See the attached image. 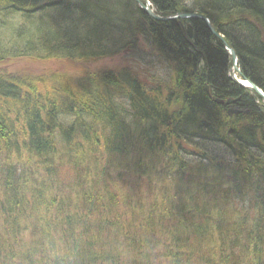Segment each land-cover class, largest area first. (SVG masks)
I'll use <instances>...</instances> for the list:
<instances>
[{
  "label": "trees",
  "instance_id": "1",
  "mask_svg": "<svg viewBox=\"0 0 264 264\" xmlns=\"http://www.w3.org/2000/svg\"><path fill=\"white\" fill-rule=\"evenodd\" d=\"M109 1L102 0L100 2L102 7L96 10L89 7L93 3L97 4L96 0H0V15L3 17L10 10L12 13L18 14L17 16L23 21H27L30 19L27 14L39 12L38 15H40L41 11H49L44 17H39V23L32 22V33L26 37L29 44L24 45V48H27L25 52L31 50L40 57H54L57 60L65 55L66 58H75L73 47L83 35L82 21L86 20L99 26L97 32L100 36L110 19L112 21L113 17L125 18L123 14L117 15L110 9H122L123 5L125 8L134 4L133 0H113V8L108 7ZM150 1L155 5L160 15L175 16L181 12L192 13L198 6L196 3H201L202 0ZM206 1L210 5L209 7L205 4ZM206 1L200 5L208 7L202 9L204 14L208 15L211 10L214 12V8H219L224 16H230L231 20L224 23L225 30L217 25L215 27L219 32V28L225 32V35H221L236 52L239 70L242 73L245 72V75L254 83L263 87L264 50L255 48L256 50L253 52L244 41L248 40L245 39L247 37H253L264 44V0ZM230 4L231 9L228 10ZM244 5L251 6L246 8L247 13L250 12L253 15L257 12L262 13L259 18L247 24L246 36L242 35L244 31L238 29L239 26L233 22L230 15L234 14L238 7ZM51 11L61 15L65 13L71 15L75 30L68 33L64 31L63 34L56 32L46 34L47 29H43L44 25H52L50 21L53 19L60 21ZM138 11L141 18L130 19L133 36L124 41L125 37H122L119 42L111 44L118 45L117 47L120 49L123 47L134 48L137 42L134 38L135 33L139 32L146 37L154 36L158 39L159 49L156 48V51L159 55L157 60H160V45H165L169 39L176 43L173 36L184 33V37L192 42V45L188 44V50L192 51L190 54H195L196 59L204 57L205 62H208L209 66L213 68L212 77L221 78V69H224L223 66L228 60V56L222 54L221 41L207 30L203 20L190 18L159 22L148 17L143 11ZM247 13L240 10V14H244V17ZM50 14L52 17L49 18ZM194 20L198 23L196 28L192 26ZM10 22L11 19H9ZM39 33H42L40 38L37 37ZM14 34V40H16L17 33ZM45 35L48 36V39H46L47 36L44 37ZM181 37L179 35V39L183 41ZM1 38L0 36V59L12 54L10 46L7 48V52H2L5 45H2ZM35 40H38L40 46H33ZM210 40L213 41L212 47L208 45ZM52 42L55 43L54 48L50 45ZM82 43H85L86 49L92 55L103 54L101 49L99 51L91 50L93 47L87 46L90 43L89 37ZM79 46L85 48L83 44ZM109 49L113 51V48ZM210 52H213V60L209 56ZM249 59L253 63L250 62L251 65L244 68V60ZM187 62L192 64L190 60ZM142 63L145 64L144 59ZM118 71L123 75L120 82L135 74L131 70H128L129 72H123L122 69ZM101 73L102 71H94L92 75H85L77 84L82 96L86 98L88 105L85 106L89 108L87 113L98 119L109 110L106 105L107 99L101 98L100 101L98 98L89 96L85 83L92 77L103 81L106 78V73H104V77L101 76ZM134 79L133 77L134 84H139ZM20 81L24 86L32 82L36 83L33 79ZM11 82L0 76V103H6L14 110L15 116L18 118L17 121L22 122L24 128L16 130L13 127L19 128V126H15L13 123L11 125L0 124V215L2 216H0L2 221L0 223V264H64L65 261L68 264H208L212 262L210 256L215 264H223L221 261L224 259L234 264L264 262V158L248 149L245 144L234 142L233 140L239 133L236 136H231L227 131L216 132L218 140L215 141L214 148L225 144L234 147L235 150L225 156L223 153L218 154L219 152L216 150L210 151L204 156V161L209 164V167L204 165L208 175L217 177L220 174L221 177H217L218 184L213 185V188L211 185L206 187L211 182H208V179L199 173L184 172L187 167L184 165L180 169L174 170L171 175H158L152 180L162 183L168 180V189L170 190L169 193L160 195L161 197L163 195L161 203H149V198L140 202L136 199L131 200L132 197L129 201H125L116 195L118 190L116 182L103 181L105 174H103L104 169L100 163L88 159V156H80L74 151L54 149L47 130L54 122L52 111L48 113L44 106L52 105V102L50 103L52 95L57 94L64 84L58 78L37 80L42 91L38 89L33 92L28 100V105H25V101L10 102L6 99V95L16 88L15 84L5 86L6 83ZM230 82L236 90L245 92L232 81ZM36 84L38 88V83ZM219 85L215 97L224 99L222 96L228 91ZM203 96L201 98L197 96V100L200 102L205 99ZM193 101L191 104L195 103ZM177 102L174 103L178 105L179 102ZM209 105L207 103L208 107ZM179 108L181 109L182 105L179 104ZM211 111L212 109L209 110V113ZM238 118L241 120L243 117L240 114ZM2 120H7V118L0 112V123ZM73 120L79 124L81 132L92 135L95 140L105 135L104 132L106 133L105 129L104 131H95L94 124L97 123V120L90 115L81 117L77 113L73 115ZM259 120L264 124V115L259 117ZM146 124L149 127L150 135L152 122L147 120ZM61 126L63 125L61 124ZM96 128L99 129L101 126ZM109 130L113 132L114 128ZM253 130H258V134L262 136V127H254ZM11 132L15 135L9 137ZM22 132L27 133L28 140H23V146L28 148L30 154L29 160L23 159L20 164L21 166L25 162L19 168L23 169L20 172L17 168L9 167V162H5L7 156L4 153L5 149H10L7 142L12 140L16 144L15 140L18 136L21 137ZM209 132L210 129H206V133L209 134ZM43 133H48L45 136V139H48L45 145L40 140L38 143L36 137ZM190 137L191 135L180 138L171 136L174 139L168 140V151L175 161L181 158V154L185 152L184 143L189 142ZM152 138L155 142L150 144L161 142L155 139L157 135ZM111 142L106 145L107 141H104L102 147L104 151L100 153L101 155H108V152L113 150L111 146L118 144L117 140ZM31 147L37 148V151L45 154L49 158L48 162L36 159ZM13 149L15 151L16 145L13 146ZM61 160L67 161L69 174L65 173L63 177H57ZM246 161L254 163V167L251 168L252 166L247 165ZM110 173L114 174L112 171ZM190 174L195 176L192 177ZM198 183L202 187L197 188ZM204 183H206L205 186H203ZM7 187L10 189L7 190ZM242 190L249 192L245 199L240 197L243 193ZM150 193L151 191L147 190L145 195H150ZM138 203H141V206ZM236 203L239 207H235ZM131 208L135 211L133 215L128 213ZM119 210L122 211L121 214ZM211 216L212 218H210ZM208 223H211L209 231L203 227ZM38 224L42 225L39 232L31 233V236L26 239L22 237ZM25 226H27V231ZM201 229L210 234V238L204 246L200 244V241L197 242L192 238L193 234L201 235ZM183 231V234L188 236H180ZM18 240H22V243ZM156 247L159 248L156 251L158 259L153 260L151 256ZM208 248H212V250H208ZM204 253H207L205 257Z\"/></svg>",
  "mask_w": 264,
  "mask_h": 264
},
{
  "label": "bare ground",
  "instance_id": "2",
  "mask_svg": "<svg viewBox=\"0 0 264 264\" xmlns=\"http://www.w3.org/2000/svg\"><path fill=\"white\" fill-rule=\"evenodd\" d=\"M96 1L102 2V0ZM146 1L151 3L153 11L149 8V4L146 7H142V3L140 4L138 2L128 5V7L125 8L123 5L122 9H113L117 15L123 14L126 19L113 17L112 21L110 19V22L100 36L98 35V39L91 50L95 49L99 51L101 49L103 54L92 55L90 51L86 49L85 43L81 42L82 38H80V41L74 44L73 47L75 50V57H89L91 60L95 61L104 60L107 56L112 55V51L109 48H114L118 45L116 46V44L110 43L119 42L122 37L129 38L133 36L134 33L130 27V19H134V17L141 18L138 10L143 11L148 17L152 16L153 12H157L158 14L155 5L150 0H145L144 2ZM155 1L158 2L160 0ZM205 1L206 0H202L201 3L204 4ZM243 2L247 1L244 0ZM201 3H196L198 6L189 14L190 18L203 20L207 30L220 41H224V36L221 34L225 35V32L222 30H225L224 23H228L231 20L230 16H224L219 8H214V12L211 10L208 15L204 14V12H202L204 10L202 9H206L210 5L206 1L205 4L208 7H201ZM242 7H238V10L230 15L233 22L239 26L238 29L244 31L242 35L246 36L245 31L247 24L259 18L262 13L257 12L253 15V13H247L246 11V8L248 9L251 6L244 5ZM239 8H241V11L247 13L245 17L243 16L244 14H240ZM227 9H231V4ZM230 13L233 12L230 11ZM216 25L222 28L221 30L218 27L220 32L215 27ZM192 26L196 28L198 23L194 20L192 21ZM199 26L201 27V25ZM51 29L58 34H63L65 31L62 32L63 25L60 22L52 24ZM179 35L182 36L181 39L183 41L179 39ZM179 35L173 36L176 43L169 39L166 41L165 45H160L161 57L160 60H158L159 64L158 62L156 64L158 70L153 66L148 67L146 63L145 65L139 63L143 71H148L149 69L151 75L140 76L139 73L135 72L133 76H129L128 79H124L123 82H120L121 79H123V75L114 67H105L101 73L102 77H104V73H106V78L103 81H98V79L92 77L85 83L89 96L98 98L100 101L101 98L107 99L106 105L109 107V110L104 112L99 119L87 113L89 112V108L85 105L88 104L85 96H82L81 90H79L76 95H73L64 91L63 88H60L57 94L52 95L50 100L52 105L47 104L44 107L48 113L52 111V118L55 122H52L48 128L49 137L54 145V149L58 151L70 150L76 152L80 156H88V159L95 160L103 167V174H105L103 177L104 182H116L118 186L119 184L125 185L130 181H134L137 183L136 186L138 189L142 192L149 190L151 181L158 175H171L174 170H178L184 165L187 166L184 172L193 171L206 177L208 182H211V184L206 185V187H210L211 185L213 188V185L218 184L217 180L219 181V179L214 176H209L207 169L204 168V162H206L204 161V156L210 151L212 152L215 150L219 152L218 154L223 153L225 156L235 150L234 147L225 144H221L214 148V143L218 140V134L216 133L218 131L219 133L227 131L231 136H236L239 133L233 141L241 145L245 144L248 149L264 158V124L259 120V117L264 115V86L262 87L254 83L245 75V72L242 73L241 70H239L238 56L227 42H225L222 47V54L228 56V60H226L223 66L224 69H221L222 76L218 79L212 77L213 68L209 66L208 62H205L204 57L196 59L195 54L191 55L190 53H192V51L190 52L188 50V44L192 45V42L184 37V33ZM46 36L47 35H45V38ZM147 39L149 40L150 46L153 47V50L154 47L159 49L158 39L156 37L150 36ZM245 39H248L244 41L245 44L248 45L253 52L260 48L264 50V44L258 42L257 39L253 37H247ZM81 44H83L85 48L80 47L79 45ZM208 45L212 47L213 41L210 40ZM4 48H6V46H4ZM132 50H134L133 47H126L123 52H125V55L128 57H137L138 54L140 55L141 53L139 50L135 52ZM209 56L211 60H213V52H210ZM244 58L246 57L244 56ZM230 59L233 61L232 64L229 63ZM187 60L192 61V64L187 62ZM250 62L253 63L251 59L244 60V68H248L247 66L251 65ZM128 70L130 69H122L123 72ZM133 77L139 84H134ZM10 80L12 82L6 83L5 86L15 84L16 88L6 95V99L10 102L25 101V105H28V100L31 94L36 91L37 84L32 82L24 86L20 80H16V82H14V79ZM34 80L37 82V79ZM78 81L77 79L74 83V89ZM230 81L245 90V92L236 90L235 86L232 85ZM67 82L71 83L70 80ZM218 85L223 86L224 89L229 92L222 96L224 99L215 97ZM200 92L205 96V99L199 102L197 96L200 98L203 96L199 94ZM230 93L232 95H228ZM193 100L195 103L191 104ZM175 101H178L179 104L182 105L181 109L179 108V104L176 105L174 103ZM207 103L210 104L209 107ZM203 108L212 109V111L209 113V110ZM0 112L7 118V120L1 121V125H11L14 122L9 121L8 117H15V112L6 103H0ZM77 113H79L81 117H86L88 115L94 117V119L97 120L95 124L96 127L101 126V128L98 129L99 131H104L105 129V135L95 140L92 135L81 132L77 122H70L67 127L65 126L66 128L61 126V123L66 121L68 116H73ZM240 114L243 117L241 119L242 121L238 118ZM147 120L152 122V132H150V135L149 127L146 124ZM254 127H262V136L258 134V130H253ZM110 128L112 130L114 128L113 132H110ZM206 129H210L209 134L206 133ZM26 134L27 133L24 132L20 136L22 137L23 135L24 139L28 140ZM14 135L13 132L9 133V137ZM155 135H157L155 139L161 142L150 144L151 142H155L152 138ZM187 135H191V137L189 138L190 141L184 143L185 146L183 145L185 152L181 154V158L175 161V158H173L168 151V140L174 139L171 138V136L180 138ZM36 137L38 143L40 140L42 144L44 143L43 145L47 144L48 139H45V136L43 137L41 135ZM147 138L148 140H146ZM114 140H117L118 144L116 146H111L113 150L108 152V155H101L100 153L104 151L102 148L104 146V141H107L106 145H109L112 143L111 141ZM32 142H34V140H32ZM31 148L35 152H33V154L36 159H42L45 163L48 162L47 159L49 158L45 154L37 151V148ZM246 162L247 165L252 166L251 168L254 167V163L250 161ZM19 170L20 172L23 171V169ZM111 171L114 172V174H111ZM190 176L194 177L195 175L190 174ZM205 184L206 183H204L203 186H205ZM200 186L202 187V185L198 183L196 187L199 188ZM8 189L10 188L7 187V190ZM242 192L240 197L245 199L246 194L249 192L246 190H242ZM122 193L120 199L129 201L130 196H125V194ZM138 204L141 206V203ZM210 218H212V216ZM207 220L212 222L209 218H207ZM204 222L207 223L206 221ZM41 227V224L35 225L29 233H26L22 237L24 239L29 238L31 233L39 232ZM203 227L209 231L211 223ZM201 231V235L193 234L192 238L197 242L200 241V244L204 246L208 242L210 234L205 233L206 230L201 229ZM183 233L184 231L180 236H188ZM235 233L239 235V233ZM18 241L22 243V240ZM208 250H212V248H208ZM206 255L207 253L203 254L204 257ZM210 258L213 263L210 262L208 264H215L211 256ZM221 263L234 264L226 259L221 261ZM64 264L68 263L65 261ZM260 264H264V262Z\"/></svg>",
  "mask_w": 264,
  "mask_h": 264
},
{
  "label": "rangeland",
  "instance_id": "3",
  "mask_svg": "<svg viewBox=\"0 0 264 264\" xmlns=\"http://www.w3.org/2000/svg\"><path fill=\"white\" fill-rule=\"evenodd\" d=\"M144 1L145 0H133L134 3H136V2H138L140 4L142 3L141 4L142 7H146L149 4L150 5L149 8L152 10L153 8L151 6V3L147 2V1L144 2ZM113 2H114L113 0H110L108 7L114 8ZM97 4L93 3V4L89 5V7L91 9L94 8L96 10L99 9L100 7H102L100 2H97ZM110 11H113V10L110 9ZM51 12L54 15H56V17L60 21L53 19L50 22L52 24H54L55 22H60L63 25L62 32L65 30L68 33L72 30H75L74 26L72 25L73 20L71 18V15L66 14V13L64 15H61L60 13H54L53 11H51ZM97 12H100V11H97ZM40 13H41L40 15H38L39 12H34L30 15L27 14L30 17V19L27 21H23V19H21L19 16H17L18 14L12 13V11H10V10H8V13L4 14L3 17H2V15H0V36L2 37L1 38L2 39V45L6 46V49L4 48L2 52H7L6 50L9 46L11 47V52H12V54L9 55L8 57H3V58L1 57V59H0V76H3V78L6 79V81H11L10 79H14V82H16V80H23V79H26V81H28L30 79L40 80V79L58 78L60 80V82L62 84H64L62 86V88L65 91H67L69 93L71 92L72 94H75L80 90V88L78 89L77 85H76V88L74 89V86H75L74 83L76 82L77 79L81 80L85 77V75H92L94 71H102V70H104L105 67H109V68L114 67L117 70H121L125 67H128L130 70L139 73L140 76L151 75V72H149L150 71L149 69H148V71H143V68L141 67L142 61L144 59V62L148 65V67L153 66L155 69L158 70V67H156V64H157V62L159 64V61L157 60V58H159V55L156 52V48L154 47V50H153V47H151L149 42H148L149 41L147 39L148 37H146L145 35H142L139 32L135 33V35H134V38H135V40H137V42H136V46L134 47V50H132L133 52H135L137 50L141 51L140 55L138 54L137 57L126 56L125 52H123L126 47H123L122 49H120L118 47H114L113 51H112V55L107 56L106 58H104V60H95V61L91 60L89 57L83 58L80 56H77L75 58H66V55L63 56L61 59L57 60L54 57H51V58L40 57L38 54H34L31 50H28V52H25L27 50V48H24V45L29 44L26 37L32 33L31 32V29L33 28L32 22H34L35 24H36V22L39 23L40 22L39 17L40 16L44 17L45 15H47L49 13V11H41ZM189 14H185V13L181 12L175 16L163 15L162 17H160L159 13L157 14V12H153L152 16H150V15L149 16H150V18H152L155 21L163 22V21L190 19ZM50 17H52L51 14L49 15V18ZM9 19H11L10 23H9ZM3 23H5V24L3 25ZM81 23L84 25L83 31H82L83 35L80 37V38H82L81 41L85 42V39L89 37L90 43L87 44V46L94 47V43H96V41L98 39V35H99L97 30L100 27L97 25H94V23L91 24L86 20L82 21ZM43 27H45L43 29H47L46 34L54 33V30L48 29L51 27L50 24H46ZM15 32L17 33L16 34L17 37L15 38L16 40H14V36H15L14 33ZM233 32L236 33L235 31H233ZM39 36L41 37L42 33H39L37 35V37H39ZM232 37H233V35H232ZM129 38H131V37H129ZM129 38L125 37L123 39V41L127 40ZM225 42L226 41H221L222 46ZM33 44H34L33 46H40L38 40H35L33 42ZM51 45L54 47L55 43H51ZM17 47H19V49H17ZM74 56H75V54H74ZM140 60H142V61H140ZM229 61H230L229 63L232 64V62H233L232 59H230ZM139 63H141V64L139 65ZM235 67H236V64H235ZM68 80H70L71 83L67 82ZM36 83H38V86H39L36 90L41 89V91H42V88H40L41 85L39 84V82H36ZM70 88H72V89H70ZM8 120L14 121L13 125L19 126V128L12 126L14 129L23 130L24 126H23L22 122L17 121L18 118L16 116L15 117H8ZM72 120H73V116H70L66 121H63L61 124L64 127L65 126L67 127L70 124V122H75V120H73V121ZM94 126H95V131L98 130L96 128L95 124H94ZM47 130L49 131L48 128H47ZM47 135H48V133L42 134L43 137L47 136ZM23 140H24V136L22 135V137H19V136L17 137V139L15 140L16 144L14 142H12V140H9V142H7L8 148H10V149H5L6 152L4 153V155L7 156V158H5V162L6 161L9 162L8 163L9 167L19 169L20 164L22 163L23 159L29 158L30 153H29L28 148L25 145L23 146ZM15 145H16V149H15V151H13L14 150L13 146H15ZM26 149L28 150V152ZM66 162L67 161H62V160L60 161L59 168L57 171V177H59V176L63 177V174H65V173L69 174L68 163H66ZM204 165L206 167H209V164L206 162H204ZM217 177L221 178L220 174ZM129 183H127L125 185H121V184L118 185V187H117L118 190L116 191V195L118 197H120L121 193L123 192L122 194H125V196L132 197L131 200L136 199L140 202H143V200H146L147 198H149V203H161L164 193H169V190H170V189H168L169 188L168 180H166V182H164V183H162L161 181H157V182L151 181V186L149 188V190L151 191L150 195H145V192L147 190H145V192L142 193V191L140 189H138V187L136 186V184H137L136 182L130 181ZM171 192H172V189H171L170 193ZM162 193H163V195L161 197L160 195ZM235 207H239L237 203L235 204ZM119 213L121 214L122 211L119 210ZM128 213L133 215V214H135V211H134V209L131 208L128 211ZM1 222L2 221L0 218V223ZM25 230L27 231V226H25ZM158 250H159L158 247H156L153 250V255L151 256V259H153V260L158 259L157 253H156V251H158Z\"/></svg>",
  "mask_w": 264,
  "mask_h": 264
}]
</instances>
